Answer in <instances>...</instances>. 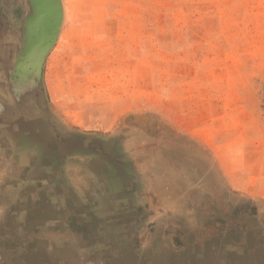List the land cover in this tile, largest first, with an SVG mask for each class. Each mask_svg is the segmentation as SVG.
Instances as JSON below:
<instances>
[{
	"label": "rangeland",
	"instance_id": "374dc122",
	"mask_svg": "<svg viewBox=\"0 0 264 264\" xmlns=\"http://www.w3.org/2000/svg\"><path fill=\"white\" fill-rule=\"evenodd\" d=\"M0 0V264H264V0Z\"/></svg>",
	"mask_w": 264,
	"mask_h": 264
},
{
	"label": "water",
	"instance_id": "95a60500",
	"mask_svg": "<svg viewBox=\"0 0 264 264\" xmlns=\"http://www.w3.org/2000/svg\"><path fill=\"white\" fill-rule=\"evenodd\" d=\"M36 9L38 26L36 43H52L57 35L61 21V5L59 0H33Z\"/></svg>",
	"mask_w": 264,
	"mask_h": 264
}]
</instances>
